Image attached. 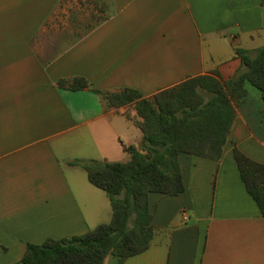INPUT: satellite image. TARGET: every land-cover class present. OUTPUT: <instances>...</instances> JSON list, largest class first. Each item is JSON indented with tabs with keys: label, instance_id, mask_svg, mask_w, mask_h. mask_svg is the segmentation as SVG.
<instances>
[{
	"label": "crops",
	"instance_id": "crops-1",
	"mask_svg": "<svg viewBox=\"0 0 264 264\" xmlns=\"http://www.w3.org/2000/svg\"><path fill=\"white\" fill-rule=\"evenodd\" d=\"M68 35L79 38L65 46ZM263 47V0H0V264L109 223L106 192L71 163L126 162L124 147L143 143L133 106L108 108L59 81L150 98L199 75L230 80L246 70L235 49ZM246 87L222 158L179 157L185 192L150 195L153 241L124 264H264V217L233 156L238 147L264 163V102Z\"/></svg>",
	"mask_w": 264,
	"mask_h": 264
},
{
	"label": "trees",
	"instance_id": "trees-1",
	"mask_svg": "<svg viewBox=\"0 0 264 264\" xmlns=\"http://www.w3.org/2000/svg\"><path fill=\"white\" fill-rule=\"evenodd\" d=\"M264 6V0H263ZM245 71L223 81L217 72L199 75L146 98L135 89L101 91L83 78L59 81L73 91L91 89L108 108L133 106L137 118L127 117L143 132L137 148L124 147L126 162L75 160L89 182L106 192L112 219L81 236L48 239L41 245L27 244L16 264H105L109 256L119 264L146 252L155 228L150 195L178 196L185 192L179 157L182 154L219 161L247 97V85L255 87L264 102V47L254 57L236 48ZM233 156L248 194L264 217V163L234 147Z\"/></svg>",
	"mask_w": 264,
	"mask_h": 264
},
{
	"label": "rangeland",
	"instance_id": "rangeland-1",
	"mask_svg": "<svg viewBox=\"0 0 264 264\" xmlns=\"http://www.w3.org/2000/svg\"><path fill=\"white\" fill-rule=\"evenodd\" d=\"M73 25V24H72ZM78 31V30H77ZM56 38V37H55ZM55 38L53 37V36H50V35H48V36H41L40 38H38V41H37V45H38V47H39V49L41 50V54H42V56H44L46 53H45V50L47 49V48H44V44H50V46L51 45H55ZM79 38V36L78 35H68V36H66V37H61L60 39H59V41L61 42V41H63L64 42V45L65 46H68V45H70V44H72L75 40H77ZM45 39H47V41H45ZM51 39H54L53 41L51 40ZM57 43V42H56ZM52 54H55V53H48V55L49 56H51ZM47 55V54H46ZM123 158H124V160H128V159H126L127 157H126V154L125 155H123ZM119 160V159H118Z\"/></svg>",
	"mask_w": 264,
	"mask_h": 264
}]
</instances>
